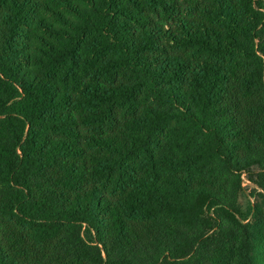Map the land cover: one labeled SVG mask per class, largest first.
I'll use <instances>...</instances> for the list:
<instances>
[{
	"label": "trees",
	"instance_id": "16d2710c",
	"mask_svg": "<svg viewBox=\"0 0 264 264\" xmlns=\"http://www.w3.org/2000/svg\"><path fill=\"white\" fill-rule=\"evenodd\" d=\"M264 0H0V264H264Z\"/></svg>",
	"mask_w": 264,
	"mask_h": 264
},
{
	"label": "rangeland",
	"instance_id": "374dc122",
	"mask_svg": "<svg viewBox=\"0 0 264 264\" xmlns=\"http://www.w3.org/2000/svg\"><path fill=\"white\" fill-rule=\"evenodd\" d=\"M243 179V193L240 196L239 203L242 208L243 214H245V217H247V220L251 219L253 211L249 212V207L252 206L255 208L256 205L263 206L264 209V203L263 198L260 195V189L254 190L253 187H255L252 183H250L247 179V175H242Z\"/></svg>",
	"mask_w": 264,
	"mask_h": 264
}]
</instances>
